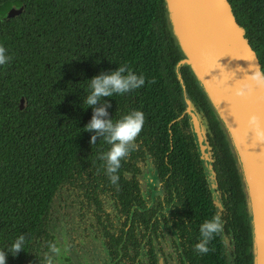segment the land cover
<instances>
[{
    "label": "trees",
    "instance_id": "1",
    "mask_svg": "<svg viewBox=\"0 0 264 264\" xmlns=\"http://www.w3.org/2000/svg\"><path fill=\"white\" fill-rule=\"evenodd\" d=\"M19 4L25 6L22 16L0 20V45L11 57L0 66V249L8 253L13 239L25 238L24 250L7 254L6 264L25 263L62 181L76 177L110 183L102 158L109 145L102 135L89 143L94 132L83 129L93 107L105 102L113 120L133 109L143 111L144 124L135 140L164 141L170 150L166 169L179 172L185 186L193 188L190 210L195 208L197 217L202 214L204 219L216 215L193 135L185 130L184 96L207 125L213 169L225 191L223 205L234 230V264H252L236 165L188 67L178 69L179 79L176 64L181 54L167 25L164 0H5L0 16ZM119 65L143 73L144 85L84 106L88 78ZM22 95L26 103L21 110ZM128 164L122 158L119 181L127 179ZM210 242L212 250L204 261L226 264L220 234Z\"/></svg>",
    "mask_w": 264,
    "mask_h": 264
},
{
    "label": "flooded vegetation",
    "instance_id": "2",
    "mask_svg": "<svg viewBox=\"0 0 264 264\" xmlns=\"http://www.w3.org/2000/svg\"><path fill=\"white\" fill-rule=\"evenodd\" d=\"M227 1L264 72V0ZM13 7H22L14 17L22 16L24 4L11 5L0 20ZM185 130L192 134L189 121ZM134 143L135 148L123 158L130 164L125 181L118 178L116 184L102 185L93 179L68 177L54 189L44 230L24 264H208L205 253L193 248L204 217H197L195 208L190 210L193 188L185 186L179 172L166 169L170 150L160 140ZM216 190L221 202L218 210L210 192L222 224L225 261L234 264V230L221 195L226 194L218 184Z\"/></svg>",
    "mask_w": 264,
    "mask_h": 264
},
{
    "label": "water",
    "instance_id": "3",
    "mask_svg": "<svg viewBox=\"0 0 264 264\" xmlns=\"http://www.w3.org/2000/svg\"><path fill=\"white\" fill-rule=\"evenodd\" d=\"M164 6L168 28L181 54L176 70L188 67L225 135L245 197L252 264H264V82L257 84L250 79L251 72L262 71L259 60L227 0H164ZM22 10L13 7L3 19L17 16ZM178 76L181 79L179 71ZM241 87L243 94L237 95L236 89ZM25 103L22 95L19 109ZM185 103L197 152L218 210L221 202L207 125L188 97ZM252 113L260 117L259 138L247 122Z\"/></svg>",
    "mask_w": 264,
    "mask_h": 264
},
{
    "label": "clouds",
    "instance_id": "4",
    "mask_svg": "<svg viewBox=\"0 0 264 264\" xmlns=\"http://www.w3.org/2000/svg\"><path fill=\"white\" fill-rule=\"evenodd\" d=\"M10 59L11 57L6 48L0 45V66L6 65ZM250 79L257 84L264 82V72L259 70L251 72ZM144 83L143 73L137 74L130 67L126 68L124 65H119L115 69L100 72L88 78V91L82 103L84 106H95L102 97L124 94L139 89ZM244 87L237 88L236 94H243ZM106 103L93 107L92 115L87 123L83 125V129L94 132L93 135L89 136V143H95L97 135H102L109 145V148L103 153L106 162V175L110 183L116 184L118 177L115 173L120 167L122 158L135 148L134 142L141 132L145 116L140 109H133L113 120L107 113ZM247 122L259 138L262 135V130L259 127L260 117L255 113L249 114ZM198 231L199 239L193 244V248L198 254H204L210 251V241L222 231L220 218L213 214L211 217L204 219L199 224ZM24 245V236L18 235L11 241L8 253L0 249V264H6L7 254L16 255L24 250ZM52 250L56 252L58 250L57 245L53 244Z\"/></svg>",
    "mask_w": 264,
    "mask_h": 264
}]
</instances>
